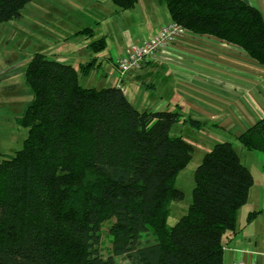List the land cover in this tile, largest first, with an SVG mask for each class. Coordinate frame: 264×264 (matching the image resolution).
<instances>
[{"label": "trees", "instance_id": "obj_1", "mask_svg": "<svg viewBox=\"0 0 264 264\" xmlns=\"http://www.w3.org/2000/svg\"><path fill=\"white\" fill-rule=\"evenodd\" d=\"M29 1L0 0V23L19 17ZM110 1L117 10L137 2ZM163 2L171 21L264 66V21L247 0ZM89 47L101 51L104 38ZM24 80L31 100L18 121L27 135L0 160V264H120L117 255L130 264H223V240L236 230L253 184L231 141L203 154L191 202L169 225L172 201L184 196L176 177L193 153L187 138L171 134L181 113L140 110L120 86H83L77 68L40 52L27 61ZM237 140L264 152V117ZM110 220L111 252L103 256L101 227Z\"/></svg>", "mask_w": 264, "mask_h": 264}, {"label": "crops", "instance_id": "obj_2", "mask_svg": "<svg viewBox=\"0 0 264 264\" xmlns=\"http://www.w3.org/2000/svg\"><path fill=\"white\" fill-rule=\"evenodd\" d=\"M80 1H84L82 6H91L89 9L81 8L86 18L78 21L81 24L80 32H84L88 39L83 41L84 53L69 56L64 59V63L77 68L79 83L83 86L93 82L90 77L86 78L90 73H93V79L104 75L114 86H120L128 100L140 110L179 111L182 117L177 124L183 127L186 126L183 122L185 118L198 121L202 127H188L189 134L196 139V131L209 139L204 146V153L218 141L232 142L242 162L251 171L253 184L247 201L237 212L236 230L228 232L223 240V264H233L238 260L247 264H264V152L246 151L237 140L241 133L264 117V66L235 45L212 35L190 32L120 79L114 64L115 58L130 46L145 41L160 26L170 21L169 16L168 19L151 18L157 12L155 4L163 6L161 12L164 16L165 3L162 0H137L133 7L117 10L110 0ZM247 1L260 12L264 21V0ZM61 10L62 27L73 33L75 24L67 25L69 20L66 18H72L70 12L75 13L80 9L62 4ZM65 12L68 17H65ZM145 14L151 18L146 31L126 39L121 20L133 24L139 15L146 18ZM38 17L39 21L43 19L44 22L52 19L42 13ZM104 22L108 26L103 28L101 25ZM38 23L34 25L36 28L41 26ZM87 28L91 29V35L88 30L83 31ZM16 29L21 34L25 31L18 27ZM14 31L15 28L11 33ZM98 38H104L105 47L92 53L89 44ZM49 50L50 47H41L33 53L40 52L52 58L57 56L58 53ZM103 61L106 66H103ZM102 66L106 69L111 66V70L105 71ZM83 78L84 82L81 83ZM188 140L193 145L192 140ZM251 212L257 213L248 220Z\"/></svg>", "mask_w": 264, "mask_h": 264}, {"label": "rangeland", "instance_id": "obj_3", "mask_svg": "<svg viewBox=\"0 0 264 264\" xmlns=\"http://www.w3.org/2000/svg\"><path fill=\"white\" fill-rule=\"evenodd\" d=\"M83 2L84 1L80 0H31L25 4L24 8L21 10L22 14L19 17L0 23V160L21 149L27 135V128L22 126L18 119L31 100L30 89L24 80V68L27 62L26 59H28L29 55H32L33 51L37 50V48L45 47L47 49L50 47L49 51L52 50L58 54L54 58H49L64 62V59H67L69 56L74 54L78 56V54L82 55L84 53L85 45L83 41L87 40L88 37H86L84 32H80L81 24H79L78 21L86 18L83 12L84 10L81 8L89 9L91 6H82ZM62 4L64 6L67 4L70 8L75 10L80 9L75 13L70 12L72 18H66L69 20L67 25L75 24L73 33L67 32L65 28L62 27ZM155 10L157 12L155 14L153 13L151 18L158 19L160 17L168 19V13L165 7L164 16L161 12L163 11V6L155 4ZM41 13L42 15L52 17V19L45 22L43 19L39 21L38 15ZM64 15L68 17L66 12ZM145 16L146 18H143V16L141 17L139 15L133 24L124 19L121 20V22H123L121 27L124 30L126 39L142 31H146L151 18H149L147 14H145ZM37 21L41 23V26L36 28L34 25ZM32 25L34 27H32ZM101 26L104 28L108 25L104 22ZM17 27L25 31L22 32V34L17 33ZM13 28H15V31L11 33ZM102 64L106 66L105 61H103ZM109 70H111V66H107L105 71ZM100 72L102 73V70ZM113 72L117 74L115 70H113ZM92 74L93 73H90V75L86 77H90L93 81L89 82L91 84H87L89 87L100 89L101 87L114 85L113 82H110L111 80H106L104 75H98L97 79H93ZM120 79H124L123 75ZM83 82L84 78L81 79V83ZM127 94L131 97L130 93ZM188 127L189 126L183 127L181 124H175L171 128V134L183 135L185 138L192 140L194 150L190 161L179 171L176 177L175 186L183 191L184 196L181 200L172 201L170 213L167 218V223L169 225H173L177 219L185 213L191 202L195 168L199 164L204 153V146L209 141L208 138L200 136L196 131L195 135L199 139L193 138V136L189 134L190 127ZM248 158L246 160L247 164L250 163ZM111 222L112 220L105 222L101 227L99 250L103 256L111 252L112 236L108 232V225ZM115 259L120 264H130L129 261L121 255L115 256Z\"/></svg>", "mask_w": 264, "mask_h": 264}, {"label": "built area", "instance_id": "obj_4", "mask_svg": "<svg viewBox=\"0 0 264 264\" xmlns=\"http://www.w3.org/2000/svg\"><path fill=\"white\" fill-rule=\"evenodd\" d=\"M188 33H190V31L185 27L170 20L166 24L160 26L156 32L145 41L130 46L121 55L115 58L114 64L118 73L122 76L129 71L140 68L146 60L153 58L158 52L163 51ZM233 264L247 263L238 260Z\"/></svg>", "mask_w": 264, "mask_h": 264}]
</instances>
